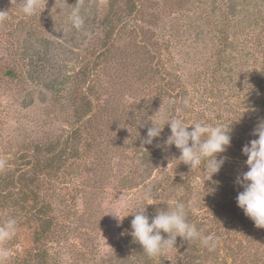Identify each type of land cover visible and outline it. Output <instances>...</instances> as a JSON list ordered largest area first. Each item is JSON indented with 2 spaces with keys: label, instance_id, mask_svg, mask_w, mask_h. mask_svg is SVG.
<instances>
[{
  "label": "rangeland",
  "instance_id": "1",
  "mask_svg": "<svg viewBox=\"0 0 264 264\" xmlns=\"http://www.w3.org/2000/svg\"><path fill=\"white\" fill-rule=\"evenodd\" d=\"M110 1L40 0L36 13L27 16L22 11L24 0H0V12H3V18H0V64H13L15 58L23 61L24 47L30 50V54H37L43 44L49 49V53H42L44 60L50 61L54 57L62 73L74 74L81 66L84 49L94 45L102 35L101 18ZM170 2L152 0L150 13L155 14L154 19L147 15L136 22L135 29L126 28L117 35L109 59L102 62L95 73L99 103L110 112L105 115V118L110 116V120L103 119L107 126L102 137L105 133H112L116 143L123 142V153L112 151L108 154V161L102 164L104 149L94 144L90 156L84 162L74 164L76 179L91 193L90 198L99 211L92 233L94 240L88 247L81 245L82 239L87 240L83 233L90 232V226L85 222L80 223L84 228L78 224L81 231L71 233L67 240L49 248L62 264H128L127 260H118L115 252L124 231L122 228L128 213L142 205L146 201L145 194L150 193L170 171L171 160L163 143L171 134L170 127L165 124L161 136L154 138L152 144L142 142L151 126L150 120L163 126L171 114L178 116L177 96L161 89L165 77L161 72H154L157 70L155 64L163 68L173 87L183 86L188 95L184 93V96L191 98L194 111L185 115L188 123L217 124L238 120L232 125L231 146L220 154L227 157L225 168L217 175L236 184L237 177L248 170L242 148L258 138L252 133L264 120V39L261 37L264 0H181L176 5ZM74 9L81 11L79 15L83 24L79 29L70 20ZM143 28L157 50V60H151L138 45L141 40L139 29ZM23 77L10 81L5 75L0 76V177L14 170L19 163L20 150L29 147L32 141H57L73 126V109L65 99L54 102L53 93L45 85H36L33 80ZM141 106L145 110L143 123L141 121L144 126L137 152L133 153L129 141L131 116ZM193 184L199 189L201 179L195 178ZM174 196L173 191L165 195L169 206L173 204ZM193 197L196 202L197 191ZM222 199L215 190L209 197L210 206ZM150 200L151 197L147 202ZM83 201L84 198L78 196L75 215L79 222ZM192 210L198 212L197 207ZM112 213L121 218L127 216L118 225ZM76 216L68 219L71 221L69 225L79 223ZM236 216L240 220L237 231L245 230L241 236L246 237L241 247L237 243L238 249L247 256L238 263L232 248L222 240L219 258L226 264L252 262L256 251L254 245L258 244L264 231V228L256 227L244 212H238ZM8 219V211H0V225ZM224 221H232V217L226 215ZM249 231L251 234H247ZM254 233L258 235L255 239ZM17 234L18 229L12 240L0 243V249L9 252L3 264H9L14 250L20 248L15 242ZM90 248H93L92 259L78 261L76 252L81 250L89 254ZM243 249L247 253H243ZM259 252L263 254L264 248ZM249 264H264V258Z\"/></svg>",
  "mask_w": 264,
  "mask_h": 264
},
{
  "label": "trees",
  "instance_id": "2",
  "mask_svg": "<svg viewBox=\"0 0 264 264\" xmlns=\"http://www.w3.org/2000/svg\"><path fill=\"white\" fill-rule=\"evenodd\" d=\"M180 1L171 0L170 3L176 5L180 4ZM110 2L101 18L102 35L94 45L84 49L85 53L81 55L83 61L81 59V66L74 74L62 73L57 62L54 61V57L50 61L49 59L44 60L42 53H49V49L45 48L43 44L37 54H30V50L24 47L23 61L15 58L13 64H0V76L5 75L10 81L21 80L24 76L23 79L33 80L36 85H45L46 89L53 93L54 102H60V98L65 99L73 109V126L67 133L60 135L57 141H32L29 147L20 150L19 163L14 170L10 174L0 177V211L7 210L9 218L16 219L18 234L15 242L20 247L14 250L13 258L9 264H62L52 252L50 253L49 248L51 249L54 243L67 240L70 235L81 231L80 228H84V226L80 223L86 222L90 226V232L83 233L87 240L80 238L83 240L81 245L88 247L94 240L92 233L94 225L97 223L99 210L90 198L91 193L87 192L85 185L76 179L73 166L76 162H84L90 156L94 144H98L104 149L105 159L102 160V164L105 163V160L108 161V154L112 151L120 152V155L123 153L121 150L123 142L116 143L112 133H105L102 137L104 127L107 126V124H103L105 122L103 119L110 120V116L105 118V115L110 112L99 103V97L95 91V73L102 62L109 59L108 56L115 45L117 35H121V32L126 28L135 29L136 22L143 20L147 15H150L152 19L155 16L154 13H150L152 0H111ZM79 12L81 13V11ZM139 31L141 40L138 45L146 55H149L151 60H157V50L152 46L147 30L143 28ZM261 37L264 39V28L261 29ZM155 66L158 71L155 69L154 72H161L165 77L163 80L165 84L162 83L161 89L177 96L176 115H181V109H183V119L188 123V120H185V115L194 111L191 98L189 99L190 108L189 105L185 108L182 102L189 97L184 92V87H173V83L163 72V68L160 69L157 64ZM184 93L187 96H184ZM155 102L154 100L153 103L155 104ZM144 113L145 110L142 106L132 112V122L130 123L132 134L129 141L133 145V153L137 152L138 142H141L140 135H142L143 126H140V123ZM173 117H176L175 114H171L168 119ZM192 123L194 122L188 124ZM191 127L189 126V130ZM100 139H102L101 142H99ZM165 152L171 160L170 171L150 190V202L145 201L129 213L146 207L145 214L151 221L158 211L174 210L178 202H183L186 206L188 222L202 231L204 235H212L217 238V246L210 251L199 241L188 243L177 237L175 247H165L159 256L149 257L131 235V220L134 218V214L128 213L122 228L124 231L115 251L117 259L121 262L127 260L128 264H210L212 262L226 264L219 258V244L223 240L228 248H232V253L238 258V263L242 262L247 254H241L238 248L242 246L246 237L241 236V232H245V230L237 231L240 220L236 218L238 212H243L236 201L242 187L237 183L226 182L217 173L213 175L211 181L204 183L206 175L204 165L198 169L190 170L187 165L179 163L176 158L180 152L175 145L166 147ZM223 168L225 166H222L221 169ZM195 178L201 179L199 189H195L193 184ZM215 190H218V194L223 199L210 206L209 197ZM169 191H173L175 195L174 202L170 206L165 197ZM195 191H197L198 197L195 198L196 202H193ZM78 196L84 198V209L80 216V222L75 215ZM148 203L153 204L147 205ZM193 207H197V213L192 210ZM226 215L231 216L232 221L226 223L224 221ZM75 216L79 223L75 224L76 226L69 225L71 221L68 219ZM78 224H80V228H78ZM80 234L82 235V232ZM247 234H251V231ZM162 235L167 238L168 234L162 232ZM257 237L258 235L255 234L254 239ZM254 242L256 243L255 240ZM237 243L240 244V247ZM262 244L264 245L263 230L258 244L254 245L256 249L253 254L254 260L246 264L263 260L264 253L259 252V249L264 248ZM243 250V253H247L245 249ZM79 252H76L78 261L89 262L92 259L90 256L93 248H90L89 254H84L81 250Z\"/></svg>",
  "mask_w": 264,
  "mask_h": 264
},
{
  "label": "clouds",
  "instance_id": "3",
  "mask_svg": "<svg viewBox=\"0 0 264 264\" xmlns=\"http://www.w3.org/2000/svg\"><path fill=\"white\" fill-rule=\"evenodd\" d=\"M40 7V0H24L22 11L27 16H32ZM0 18H3V12H0ZM70 20L74 27L79 29L83 20L79 15V10L74 9ZM184 107H188L190 101L188 98L183 100ZM183 109L181 115L175 118L165 119L163 126L158 122L151 121V126L147 128V136L143 144H152L154 138L160 137L165 124L170 127L171 134L163 142L165 147L175 145L180 155L176 158L179 163L187 165L190 170H195L204 165L205 181H211L214 174L218 173L227 157L220 154L225 153L231 146L233 122L208 124L194 122L188 124L184 121ZM140 126H144L140 123ZM189 126L191 130H189ZM254 136L242 148V153L247 157L245 163L248 167L246 172L238 176L236 183L243 191H240L236 197L237 205L245 215L249 217L258 228H264V120L259 122L254 128ZM150 197V193L145 194V200ZM153 204V203H148ZM146 207L134 213L131 220V235L134 241L138 242L143 251L149 257L159 256L165 247L172 248L176 245L177 237L182 238L188 243L199 241L210 251L217 246L218 239L212 235H204L194 225L187 220V210L183 202H178L174 210L158 211V214L150 218L145 214ZM119 223L124 216L112 213ZM128 214V215H129ZM17 232L16 219L9 218L3 225H0V243L12 240ZM163 233L168 234L164 238ZM9 252L7 249H0V264L7 260Z\"/></svg>",
  "mask_w": 264,
  "mask_h": 264
}]
</instances>
